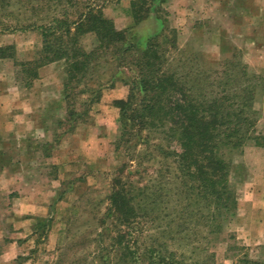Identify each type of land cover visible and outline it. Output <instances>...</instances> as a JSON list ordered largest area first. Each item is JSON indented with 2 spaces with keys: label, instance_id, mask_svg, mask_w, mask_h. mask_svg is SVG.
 Segmentation results:
<instances>
[{
  "label": "rangeland",
  "instance_id": "obj_1",
  "mask_svg": "<svg viewBox=\"0 0 264 264\" xmlns=\"http://www.w3.org/2000/svg\"><path fill=\"white\" fill-rule=\"evenodd\" d=\"M88 7L113 33L101 38L87 24L65 38L78 58L33 63L47 55L36 27L65 11L76 20ZM156 17L176 29L182 49L169 47L166 64L196 88L213 85L202 75L218 79L213 70L237 73L239 89L256 86L251 133L264 135V0H0V49L12 55L0 58V254L24 230V245L12 251L16 264H130L122 262L113 239L119 222L109 212L111 192L125 184L144 207L142 237L167 241L161 249L175 264H200L211 254L214 264H236L243 254L264 262L263 147L249 138L233 155L237 206L207 237L198 226L208 214L203 205L186 208L197 191L181 180L167 124H120L113 102L126 98L139 51L161 29ZM26 98L44 106L33 112ZM140 187H148L144 198Z\"/></svg>",
  "mask_w": 264,
  "mask_h": 264
},
{
  "label": "trees",
  "instance_id": "obj_2",
  "mask_svg": "<svg viewBox=\"0 0 264 264\" xmlns=\"http://www.w3.org/2000/svg\"><path fill=\"white\" fill-rule=\"evenodd\" d=\"M94 12L88 7L85 13H80L78 19L70 21L65 11L62 16L53 15L48 23L38 25L36 28L41 30L45 41L43 50L47 55L33 63L39 62L41 65L63 57L78 58L79 51L76 53L72 47H67L65 38L70 39L75 31L86 27L87 24L89 30L101 38L109 32L113 33L110 22ZM156 19L162 20L159 17ZM175 33L177 34L176 29L168 27L163 19L161 29L147 38L146 46L139 51L135 60L137 71H133L135 76L126 98L116 99L113 103L119 108L120 124H123L124 129L126 124L129 130H138L137 126L142 125L150 129L157 123L167 124L166 136L169 137V145L175 143V147L180 149L175 151V156L181 180L185 184L186 181L191 182L192 189L197 191L192 194L193 199L190 198L186 208H190L192 212L197 204L203 205L208 214L204 223H199L198 226L206 228L209 237L213 232L220 231L224 215L237 206L236 193L229 182L233 155L241 150L249 138L256 146L264 148V135L251 133L257 123L253 109L256 86L251 85L249 80L250 83L246 82V85L239 89V86L232 83L239 77L237 73L213 70V75L219 76L218 79L202 74L204 81L213 79V85L208 87L205 82L206 87L196 88L197 86L186 80L182 71L172 68L170 63L166 64L168 56L165 52L169 47L175 48L179 53L182 50L177 46ZM4 49H0V58L12 57L6 55ZM125 50L129 52L132 46L128 45ZM80 55L87 56L83 52ZM75 66L78 68V65ZM247 75L242 69L240 76ZM169 154L173 155L172 152ZM138 190L141 198L148 195V187H140ZM109 201V212L119 222V230L113 239L121 246L122 262L175 264L171 252L164 253L163 248L161 249L168 244L167 241L161 243L156 237L147 242L146 238L142 237L146 229L139 218L138 208L144 207L142 203L136 205L133 189H128L126 184L117 185L111 192ZM138 240L141 242L139 250H133L131 243H138ZM210 257L201 259L200 264H214L213 255ZM239 258L236 264H264L248 257L247 254Z\"/></svg>",
  "mask_w": 264,
  "mask_h": 264
},
{
  "label": "crops",
  "instance_id": "obj_3",
  "mask_svg": "<svg viewBox=\"0 0 264 264\" xmlns=\"http://www.w3.org/2000/svg\"><path fill=\"white\" fill-rule=\"evenodd\" d=\"M25 106L29 107V109L31 108V110H33V112H35L37 110V108H38L37 106H42L43 107L44 105H39L37 103V100H33L32 98H26L25 99ZM263 213H264V210H263ZM16 233H17V234H15L16 240L14 239L8 244L9 253L8 252H4L3 254H0V264H16L15 262H13L14 255H13L12 251L18 252L19 248L24 245L23 244L24 240L19 242L18 239L20 237H22V238L25 237L24 230H23V232L21 230V231H18ZM7 253L9 254V257L5 256ZM8 258H9V261H7Z\"/></svg>",
  "mask_w": 264,
  "mask_h": 264
}]
</instances>
